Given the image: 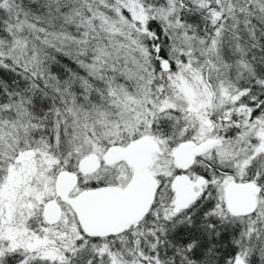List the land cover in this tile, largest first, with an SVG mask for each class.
I'll use <instances>...</instances> for the list:
<instances>
[{"label":"trees","instance_id":"16d2710c","mask_svg":"<svg viewBox=\"0 0 264 264\" xmlns=\"http://www.w3.org/2000/svg\"><path fill=\"white\" fill-rule=\"evenodd\" d=\"M122 1L0 0V135L5 136L0 140L4 151L0 154V172L33 153L36 157L52 155L59 161L53 167L55 177L59 170L72 168L74 158L66 153L81 147L83 138L91 141L99 137L106 148L126 145L139 137L141 131L127 140L105 142L103 137V129L112 125L109 112L122 97L115 88L122 83V79L115 82V69L123 67L114 57L115 47H121L122 52L141 28L122 7ZM127 1L139 3L148 14L147 37L134 42L150 63V92L144 105L157 104L148 133H169L171 127L174 133L176 125L185 123L181 108L163 110L157 116L159 102L169 98L168 75L177 76L175 71L181 70L165 49L172 35L163 34V22L155 13L169 4L178 11L179 22L188 24V32L200 40L208 35L221 49L231 44L233 37L237 39L238 53L227 58L220 50L215 56L218 59L221 54L225 65L246 61L249 76L246 81L228 76L227 91L232 95L244 93L238 104L251 108V119L264 117V0L259 7L254 0ZM115 7L120 8L123 19L117 38L109 31L118 18ZM243 11L258 12L262 17L248 20ZM215 12L221 14L213 20ZM236 12L243 24L228 30L226 25L234 21L231 13L236 17ZM187 13L192 14L191 19ZM212 52L213 47L205 54L210 60L206 68L217 62ZM161 61H169L170 72L160 74ZM261 214L234 217L219 204L218 194L200 197L179 213H173L169 200H165L157 202L138 224L107 237H87L73 215V227L82 237L76 250L66 254L63 261L26 260L22 250L1 257L0 264H111L114 260L117 264H233L238 257L246 264H264ZM4 233L0 230L2 241Z\"/></svg>","mask_w":264,"mask_h":264},{"label":"rangeland","instance_id":"374dc122","mask_svg":"<svg viewBox=\"0 0 264 264\" xmlns=\"http://www.w3.org/2000/svg\"><path fill=\"white\" fill-rule=\"evenodd\" d=\"M254 2L258 5L263 0H254ZM121 3L123 8L130 11L134 21L139 23L138 25L141 28L137 30V32L139 31L138 37L133 39V43L128 42L122 52H120L121 47H115L114 57L118 63L123 64V67L115 69V82L122 79V83H117L115 88L122 97L109 112L112 125L103 129V137H105V142L112 139L127 140L141 131L139 137L128 141V143H133L150 137L148 130L151 128L152 121H154L152 116L156 112L155 106L157 104L144 105L147 103L146 95L150 92V63L144 51H139L138 49L141 48L135 44V41L147 37L144 32H146L145 26L148 14L144 13L143 7L137 2L123 0ZM226 10L230 13V7H227ZM237 11H240V9ZM115 12L118 14V18L109 30L111 36H116L119 33L118 25H122L120 21L123 20L120 8L115 7ZM155 13L157 16L159 15V19L163 22V34L172 35L168 39L169 42L165 44L170 61L181 68V70L175 71L177 76L174 74H172L173 76L168 75L169 80L167 81L170 83L169 98L159 102L157 116H160V112L163 110L181 108L184 114L182 115L183 119L185 118L192 123L193 119H196L197 124L194 123V126L197 129V134L201 137L208 136L214 131V129H207L203 126V121L209 115H222L225 118L232 117L235 114L242 116V118H245L246 139L249 141L252 137L256 138L257 145H253V147L256 152H264V117L260 115L257 118L250 119L252 117L251 108L245 104H238L244 93L232 95L227 91L229 86L226 84V79L228 76L244 81L249 76L247 74L249 66L246 61L237 62L234 65L231 63L225 65L221 61L222 53L226 54L227 58L238 53L240 48L236 46L238 45L237 39L233 37L231 44L228 43L218 49L215 40L208 38V35L200 40L194 36L195 34L189 33L187 30L189 25L179 22V14L174 6L166 5L163 8L156 9ZM242 13H245L244 16L248 20L262 17V14L258 12L243 11ZM220 14V12H215L212 19L215 20ZM186 15L188 19H191L192 14L187 13ZM231 15L234 21L226 25L228 30L235 29L243 24V19H239L237 12L236 17L234 13H231ZM240 30L245 33L243 27ZM217 32L216 30L215 34ZM205 42H207L206 46ZM212 47L214 48L213 57L217 62H212L210 68H206V61L210 60L205 54L210 53ZM220 50L221 54L217 59L215 55ZM164 62L167 61L160 64V74L171 71V69L168 71L163 70ZM167 63L170 65L169 61ZM190 66H193V68ZM171 86L177 89L173 90ZM4 137L2 133L0 140ZM81 140V147L77 146L66 153L74 158L72 166L90 153L103 155L113 146L103 148L101 145L104 142L96 136L91 141H87L85 138ZM88 148L89 150H87ZM224 150L225 148L219 147L214 152L215 155L212 154L209 157L220 158L225 155ZM78 151L80 154L76 155L75 153ZM3 152L0 143V154ZM49 156V158H46L44 156L36 157L33 153L25 154L24 157L19 159V166L13 171H10V167L8 171L0 173V230L6 232V234L4 233L5 239L3 241L0 239V258L12 252L23 250L27 255L25 256L26 260L38 257L52 261H63L67 257L66 254L73 253L79 245L82 235L73 227V215L70 210L63 209L62 218L58 223L48 227L44 225L43 206L47 200L54 197L55 177L60 171L53 177V167L59 161L52 155ZM156 160L160 162L159 158H156ZM123 170L122 178L128 174L126 168L123 167ZM90 178L86 179L87 183L103 185L111 181V171L109 168H103L98 174L92 175ZM5 195H7V199H4ZM6 201L10 204L9 212L12 215L10 220L6 219L4 213V203ZM30 203L32 207L28 208ZM261 216L264 217V212ZM34 217L38 219L33 220ZM35 234L41 235L42 245H40L41 248L36 254L30 256L26 253L25 247L27 243L33 240ZM117 263L118 261L114 260L111 264Z\"/></svg>","mask_w":264,"mask_h":264},{"label":"flooded vegetation","instance_id":"af4514ba","mask_svg":"<svg viewBox=\"0 0 264 264\" xmlns=\"http://www.w3.org/2000/svg\"><path fill=\"white\" fill-rule=\"evenodd\" d=\"M162 62L163 61H161V63ZM208 120L210 121V125L206 126L205 122ZM244 122L245 118L236 114L232 117L226 118L222 115H209V117H206L203 121V126L207 129H214V131L212 134H208V136L205 137H201L197 134V129L194 126L197 124L196 119H193V123L186 120L183 125H176L175 127H177V130L174 133L172 127L169 133H162L161 135L148 133L150 137L147 139L155 141L159 146V151L150 155L149 159L145 163L144 169L140 171L141 176L145 177L149 175L154 178L156 182L153 203L143 219L147 217L157 202L162 203L165 200H169L170 210L173 213H179L182 210H187L192 207L193 203L197 202L200 197H208L215 194H218L219 204L224 205L228 211L225 194L227 186L233 182L255 183L260 188V191L256 196L257 207L255 213L264 212V152H256L253 147V145H257L256 138L252 137L249 141L246 139ZM175 138L178 140H175ZM213 140L218 141L214 147L201 153L197 152L200 145L206 141ZM185 142L193 144L191 149L193 151V163L189 167L183 169L176 165L174 154L181 144ZM130 144L131 143L113 146L125 148ZM219 147L225 148V155L220 158L215 156L209 157V155L214 154L216 149ZM108 151L109 150H107L103 155L90 153L85 156L87 157L91 154L98 156L101 165L99 169L94 172L85 173L81 171L79 167L80 160L74 166H69L72 167L71 169L64 168L56 174L54 197L45 202L42 210L44 223H46L44 219V207L50 201H56L58 203L61 208L62 215L63 209L66 208L71 211L72 215L76 216L69 203L62 201L56 194V181L61 172H69L77 177V186L69 193L68 196L70 198H74L84 192L100 188H112L121 191L128 189L137 176L135 168L129 165L125 159L117 160L111 164L106 163L104 157ZM156 158H159L160 162L156 160ZM18 166L19 164L17 163L15 166L10 168V171H13ZM123 167L126 168V171L128 172L127 176H124V178H122V174L124 172ZM103 168L110 169L112 177L111 181L103 185L96 184L89 186V184L93 183H87L86 179H91L90 177L92 175L98 174ZM141 183H143V180H141ZM7 198V195H5L4 199ZM6 204L9 205L10 210V204L6 201L4 203L5 215ZM31 207L32 204H28V208ZM9 214L12 217L11 212ZM34 219L37 218L34 217L33 220ZM46 224L48 226H52L51 224ZM30 242L35 243V248L32 251L27 249V245ZM30 242L27 243L25 251L27 254L34 255L41 248V235L35 234L33 240Z\"/></svg>","mask_w":264,"mask_h":264},{"label":"water","instance_id":"95a60500","mask_svg":"<svg viewBox=\"0 0 264 264\" xmlns=\"http://www.w3.org/2000/svg\"><path fill=\"white\" fill-rule=\"evenodd\" d=\"M171 66L163 63V70L168 71ZM206 126L210 121L205 122ZM217 140L206 141L198 148V153L206 151L217 144ZM193 144H181L174 154L178 167L187 168L193 163ZM159 151L157 143L151 139H140L125 148L113 146L104 157L106 163L125 159L137 172L136 178L127 190L121 191L112 188H100L84 192L77 197L68 195L77 186V177L69 172H61L56 181V194L74 210L79 225L87 237H107L124 231L129 226L140 222L148 213L154 199L155 179L141 176L145 163L152 153ZM101 163L97 155L91 154L83 158L79 167L81 171L94 172ZM143 180V183H141ZM143 186V187H142ZM260 188L252 182L230 183L227 186L225 199L229 213L234 217H246L255 213L257 207L256 196ZM9 205L6 204V218L11 219ZM62 212L56 201L48 202L44 207L46 223L54 225L61 220ZM35 243L27 245L29 251L34 250ZM233 264H246L243 258H236Z\"/></svg>","mask_w":264,"mask_h":264}]
</instances>
